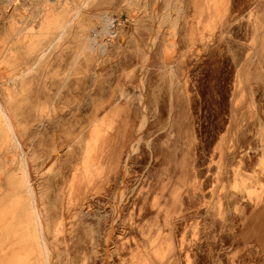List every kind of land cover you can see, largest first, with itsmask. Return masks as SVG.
<instances>
[{"label": "rangeland", "instance_id": "374dc122", "mask_svg": "<svg viewBox=\"0 0 264 264\" xmlns=\"http://www.w3.org/2000/svg\"><path fill=\"white\" fill-rule=\"evenodd\" d=\"M179 1L0 0V264H264V0Z\"/></svg>", "mask_w": 264, "mask_h": 264}, {"label": "bare ground", "instance_id": "6f19581e", "mask_svg": "<svg viewBox=\"0 0 264 264\" xmlns=\"http://www.w3.org/2000/svg\"><path fill=\"white\" fill-rule=\"evenodd\" d=\"M166 1V0H165ZM177 1L178 0H171V3H172V5L173 6H175L176 5V3H177ZM180 3L182 2L181 0L179 1ZM134 3V2H133ZM182 4V3H181ZM179 6H182V5H179ZM177 7V6H176ZM157 8V7H156ZM170 8H171V5H170ZM169 8V9H170ZM175 8V7H174ZM173 8V9H174ZM180 9H181V7H179ZM171 10V9H170ZM179 11V10H178ZM80 13V12H79ZM115 14V13H114ZM168 15V14H167ZM176 17H177V15H176ZM115 18H117V17H115ZM156 18H157V14H156V9L154 10V12L152 13V20H153V22L156 20ZM163 18V17H162ZM110 19V21H112V17H110L109 18ZM118 19V18H117ZM175 19V18H174ZM176 20V19H175ZM118 22L117 23H115L116 25H114V24H111V26H113V27H115V28H117V29H119L120 28V24H122L120 21V19H118L117 20ZM169 21H171V20H169ZM177 21H178V19H177ZM173 22V21H172ZM171 22V23H172ZM112 23H114L113 21H112ZM167 23H168V21H167ZM176 23L177 22H173V27H175L176 28ZM152 25V24H151ZM133 26V25H132ZM152 26H154V24L152 25ZM168 26V25H167ZM171 26H172V24H171ZM173 27H171V28H173ZM122 28V27H121ZM120 28V29H121ZM175 28H174V31L173 32H170V36L169 37H167V40H165V41H167L166 43H164V44H166L165 45V47H164V55L165 54H168L169 53V51H170V46H171V44L172 45H174L175 46V44H173L174 43V37H175V35H176V30H175ZM159 29H160V25H159V28L156 30V29H154L153 28V31L150 33L151 34V37L149 38V42H150V45H151V47H153V45H154V43H155V41H156V39H157V36H158V32H159ZM169 29H170V27H169ZM168 29V30H169ZM72 30V29H71ZM165 30H167V29H165ZM171 30V29H170ZM109 31H111V30H108V29H105V33H108ZM168 33V32H167ZM84 35V34H83ZM167 36H168V34H167ZM91 37V39H90V41H89V46H90V48L91 49H93V48H96V49H98L99 51H100V55H101V52H104L106 49H107V45H105V44H102V42H100V40H97V38H98V34H97V32L95 33V35L94 36H90ZM164 41V42H165ZM169 41L171 42V43H169ZM88 48V47H87ZM151 50V49H150ZM174 50V49H173ZM173 50H172V52H173ZM150 52V51H149ZM97 53H98V51H97ZM171 54V53H170ZM169 56V55H168ZM166 57V56H165ZM164 57V58H165ZM165 60H167V65H168V68L167 69H169L168 71H170L171 73L173 72L172 70H173V66H172V64H171V56H169L168 58H165ZM145 61V60H144ZM146 62H144V64H143V67H144V69H146L145 68V64ZM166 63V62H165ZM142 64V63H141ZM166 65V64H165ZM141 69V68H140ZM140 72H141V70H140ZM169 74V73H168ZM143 78V77H142ZM140 82H139V94H138V100H139V102H140V107H141V119H140V122L138 123V126L136 127V132H135V139L134 140H132L133 142H132V146H137V143L140 141V139L142 138V132H143V130H144V125H145V123H146V118H145V100H144V90H143V88H144V80L143 79H141V80H139ZM172 83V82H171ZM169 94H170V92H169ZM170 98V97H169ZM4 106V105H3ZM6 121H7V123H8V125L10 126V127H13L14 128V126H13V124L10 122V120L7 118L6 119ZM131 147V146H130ZM131 151H132V149H131ZM134 151V150H133ZM127 158V157H126ZM125 166V165H124ZM125 168V167H124ZM122 183V182H121ZM30 188H32L31 187V182H30ZM31 191H32V189H31ZM33 192V191H32ZM119 192H121V191H119ZM123 192V191H122ZM34 201H35V199H34ZM28 215V214H27ZM39 215H38V219H39ZM39 221V220H38ZM40 235V234H39ZM46 243H48L47 241H45V237L42 235L41 236V238H40V245L44 248V257H45V261H46V264H50L49 263V257H48V252H47V250H46ZM30 246V245H29ZM48 246V245H47ZM42 248V249H43ZM30 249V255H32L33 254V250L31 249V248H29Z\"/></svg>", "mask_w": 264, "mask_h": 264}]
</instances>
